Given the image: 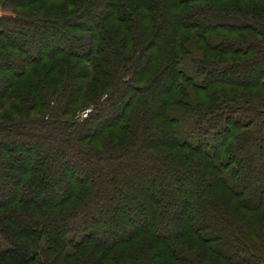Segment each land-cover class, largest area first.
I'll list each match as a JSON object with an SVG mask.
<instances>
[{
  "label": "trees",
  "instance_id": "trees-1",
  "mask_svg": "<svg viewBox=\"0 0 264 264\" xmlns=\"http://www.w3.org/2000/svg\"><path fill=\"white\" fill-rule=\"evenodd\" d=\"M0 10V264H264V0Z\"/></svg>",
  "mask_w": 264,
  "mask_h": 264
},
{
  "label": "rangeland",
  "instance_id": "rangeland-1",
  "mask_svg": "<svg viewBox=\"0 0 264 264\" xmlns=\"http://www.w3.org/2000/svg\"><path fill=\"white\" fill-rule=\"evenodd\" d=\"M2 13V11L0 10V14ZM30 40V44H32V38L29 39ZM253 78V77H251ZM7 105V104H6ZM122 105L120 104V107ZM7 108V107H6ZM1 110V109H0ZM120 110V109H118ZM54 145L49 144V142L45 141L44 145H40V144H36L34 146L33 149V153L32 154H28L25 153L23 156L19 157L16 161H11L15 164V167H20L23 166L24 164L26 165V163L31 162L32 158L34 157L33 155H37V156H50L49 154V150L48 149H52ZM28 154V155H27ZM7 161H9V159H7V157H1L0 156V164H5ZM56 162L54 161L51 167V171L49 170L47 177L50 180L49 183V194H55V193H60L61 191H64V189L66 188L67 183H69L68 181H70L68 178L73 176L74 178L76 177H86L88 169L85 168V166L83 164H78L77 166L72 167V170L70 171L72 175H68L64 172H61L58 168V165L55 164ZM80 165V166H79ZM15 171H17L15 169ZM12 189L11 192H9L8 194H5L4 197L8 198L11 195L13 196L15 194V191L13 190V186L10 188ZM10 194V195H9ZM47 198V197H46ZM127 218V222L131 221V224H133V226L137 229V227L139 226H144L143 222L141 223V221H137V224L135 225L133 222V219H135L133 217V215H126ZM138 219H141V217H138ZM97 218H95V222H97ZM137 220V219H136ZM129 224L122 222L118 225H113V227H109V231L104 235V236H100L97 234H93L94 238H96L100 243H109V241H111V239L113 240L116 236L117 231H120L122 236L125 235H131L134 231V228L132 227H128Z\"/></svg>",
  "mask_w": 264,
  "mask_h": 264
}]
</instances>
